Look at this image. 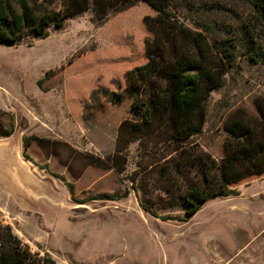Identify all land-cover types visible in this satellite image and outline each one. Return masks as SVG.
Wrapping results in <instances>:
<instances>
[{
  "label": "rangeland",
  "instance_id": "374dc122",
  "mask_svg": "<svg viewBox=\"0 0 264 264\" xmlns=\"http://www.w3.org/2000/svg\"><path fill=\"white\" fill-rule=\"evenodd\" d=\"M28 2L37 11L64 0ZM173 5L226 63L223 84L206 99L202 129L191 137L219 159L229 113H256L253 100L264 97V0ZM154 14L139 1L95 20L90 4L46 37L0 44V109L14 123L0 137V226L10 225L32 256L48 255L54 264H264V173L189 216L160 205L169 217L162 219L142 209L131 177L170 150L146 153L155 147L145 139L115 152L118 126L129 117L124 73L146 61L151 33L143 18ZM85 154L116 166L87 165ZM148 177L155 185L148 196L161 204V183Z\"/></svg>",
  "mask_w": 264,
  "mask_h": 264
},
{
  "label": "trees",
  "instance_id": "16d2710c",
  "mask_svg": "<svg viewBox=\"0 0 264 264\" xmlns=\"http://www.w3.org/2000/svg\"><path fill=\"white\" fill-rule=\"evenodd\" d=\"M139 1L147 3L155 14L143 18L151 33L144 39L146 61L124 73L129 117L118 126L115 152L123 153L130 142L142 144L145 139L156 148L144 149L146 153L169 149L167 155L143 168V175L131 177V182L138 183L142 193L139 204L151 215L168 219V215L159 214L160 205H168L189 216L213 197L238 194L233 187L238 181L264 173V97L254 98L256 113L243 108L229 113L223 124L227 134L221 158L198 147L191 137L202 129L206 99L223 84L226 63L214 54L206 37L179 21L171 9L174 0H64L58 9L37 11L28 0H0V44L46 37L51 27L61 28L67 18L90 4L92 18L102 20ZM0 113L9 118L0 119V137H7L14 132V123L7 112L0 109ZM29 139L23 138V147ZM84 159L87 165L100 168L116 166L92 154H85ZM148 175H156L155 180L161 183V204L151 202L148 196L149 187H154L152 192L155 189ZM0 264L54 261L48 255L32 256L10 225H4L0 226Z\"/></svg>",
  "mask_w": 264,
  "mask_h": 264
}]
</instances>
